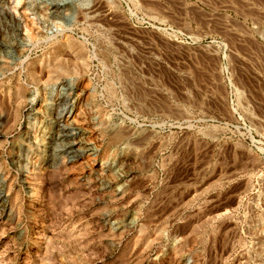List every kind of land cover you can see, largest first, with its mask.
<instances>
[{"label": "rangeland", "instance_id": "1", "mask_svg": "<svg viewBox=\"0 0 264 264\" xmlns=\"http://www.w3.org/2000/svg\"><path fill=\"white\" fill-rule=\"evenodd\" d=\"M0 264H264V0H0Z\"/></svg>", "mask_w": 264, "mask_h": 264}, {"label": "bare ground", "instance_id": "2", "mask_svg": "<svg viewBox=\"0 0 264 264\" xmlns=\"http://www.w3.org/2000/svg\"><path fill=\"white\" fill-rule=\"evenodd\" d=\"M62 130L64 131V134H60L61 136H64V139H67L68 137L70 138V137H72L73 135L72 134H70V131L69 130H67V128H65V127H63L62 128ZM60 136V137H61ZM71 140V139H70ZM72 142V141H71ZM68 150H69V153L70 154H72V156H74V157H76V156H78V151H76L75 149H74V147H73V145H72V143H68ZM81 155V154H80ZM112 226V225H111ZM77 246V245H76Z\"/></svg>", "mask_w": 264, "mask_h": 264}]
</instances>
